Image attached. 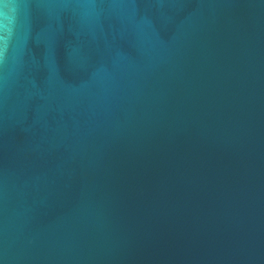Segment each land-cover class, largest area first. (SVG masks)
Masks as SVG:
<instances>
[{
	"label": "water",
	"instance_id": "water-1",
	"mask_svg": "<svg viewBox=\"0 0 264 264\" xmlns=\"http://www.w3.org/2000/svg\"><path fill=\"white\" fill-rule=\"evenodd\" d=\"M0 264H264V0H0Z\"/></svg>",
	"mask_w": 264,
	"mask_h": 264
}]
</instances>
